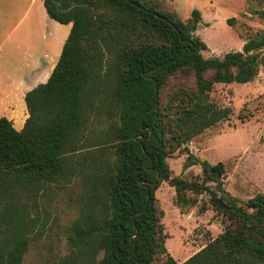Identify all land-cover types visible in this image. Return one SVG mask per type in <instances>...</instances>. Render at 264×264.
<instances>
[{"label":"trees","instance_id":"16d2710c","mask_svg":"<svg viewBox=\"0 0 264 264\" xmlns=\"http://www.w3.org/2000/svg\"><path fill=\"white\" fill-rule=\"evenodd\" d=\"M44 6L72 29L48 81L26 94L24 128L0 118V264L24 263L42 226L43 194L69 185L78 217L68 228L71 252L59 264H179L166 247L157 191L168 182L180 209L195 207L188 196L218 198L211 184L222 193L228 171L204 161L203 180L189 181L173 177L167 159L230 118L232 109L212 99L213 88L259 76L264 30L242 51L206 59L208 47L195 34L199 10L184 22L145 0ZM255 14L264 23V9ZM179 77L191 84L170 90ZM105 113L108 128L89 134L92 119ZM220 199L226 208L211 205L229 224L182 264H264V193L245 206Z\"/></svg>","mask_w":264,"mask_h":264},{"label":"rangeland","instance_id":"374dc122","mask_svg":"<svg viewBox=\"0 0 264 264\" xmlns=\"http://www.w3.org/2000/svg\"><path fill=\"white\" fill-rule=\"evenodd\" d=\"M145 1L160 13L184 22L194 10H199L202 19L195 34L208 47L203 52L206 59H222L227 53L242 51L249 38L264 30V23L255 14L264 9V0ZM232 18L233 24L228 21ZM187 83L191 84L190 80L179 77L171 83L170 90ZM211 96L218 106L231 108L232 115L170 155L167 162L173 177L189 181L203 180L202 162L224 163L228 171L223 181L224 191L220 193L213 184L211 188L225 203L236 201L238 206H245L256 194L264 193L260 189L264 188V53L260 54L259 76L253 82L218 84ZM240 116L247 117L244 123ZM110 117L105 113L101 119L93 118L88 126L89 134L107 129L112 122ZM193 159L197 164L185 168ZM188 197L196 200L197 205L180 209L176 205V190L168 182L157 191L159 208L164 212L166 247L179 264L205 248L229 224L212 207L209 194ZM39 205L42 226L32 236L23 264H59L71 252L67 234L78 217L76 190L71 185L54 187L43 194ZM203 207L206 209L202 210ZM156 264H163V260H157Z\"/></svg>","mask_w":264,"mask_h":264},{"label":"crops","instance_id":"0c3cea01","mask_svg":"<svg viewBox=\"0 0 264 264\" xmlns=\"http://www.w3.org/2000/svg\"><path fill=\"white\" fill-rule=\"evenodd\" d=\"M71 29L49 18L44 0H0V118L18 131L29 117L26 94L48 81Z\"/></svg>","mask_w":264,"mask_h":264},{"label":"water","instance_id":"95a60500","mask_svg":"<svg viewBox=\"0 0 264 264\" xmlns=\"http://www.w3.org/2000/svg\"><path fill=\"white\" fill-rule=\"evenodd\" d=\"M158 180V177H157ZM210 202L212 204H217L220 208H226L225 204L223 203V201L220 198H212L210 199Z\"/></svg>","mask_w":264,"mask_h":264}]
</instances>
